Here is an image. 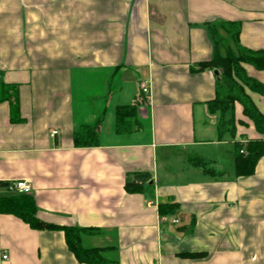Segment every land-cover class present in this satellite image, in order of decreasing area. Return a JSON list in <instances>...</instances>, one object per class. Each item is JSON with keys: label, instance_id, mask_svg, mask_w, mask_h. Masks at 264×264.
Returning a JSON list of instances; mask_svg holds the SVG:
<instances>
[{"label": "crops", "instance_id": "0c3cea01", "mask_svg": "<svg viewBox=\"0 0 264 264\" xmlns=\"http://www.w3.org/2000/svg\"><path fill=\"white\" fill-rule=\"evenodd\" d=\"M221 23L264 52V0H0V85L15 87L19 108L15 121L0 102V182H28L38 220L95 230L82 247L109 249L117 264H264V157L234 176L235 140L208 112L215 71L199 67L214 56L208 25ZM248 95L264 114V98ZM124 106L137 123L119 135ZM234 111L235 139H258ZM97 122L98 146L75 148V131ZM141 173L144 192L127 193L126 177ZM164 204L176 210L159 214ZM0 264L79 263L61 231L0 214Z\"/></svg>", "mask_w": 264, "mask_h": 264}, {"label": "trees", "instance_id": "16d2710c", "mask_svg": "<svg viewBox=\"0 0 264 264\" xmlns=\"http://www.w3.org/2000/svg\"><path fill=\"white\" fill-rule=\"evenodd\" d=\"M222 29L228 39L232 41L234 52L230 49L227 41L218 34ZM208 32L213 41L215 50L214 56L206 63L200 64V69H212L218 72L214 99L208 104L210 114L219 115L218 134L222 136L226 132L234 141V176L236 178L249 177L254 174L257 161L264 157V114L257 109L252 102L250 94H256L264 98V84L251 78L244 66L253 68L256 71H264V52L248 50L241 45L238 38L240 24L221 23L218 26L209 24ZM224 52L222 55L219 49ZM15 87L0 85V102H10L11 119L18 121L19 108L17 106V91ZM241 107L245 119L253 125L258 139L242 142L236 140V125L234 105ZM136 106H124L115 109V130L119 135L132 132L133 126L137 123ZM99 123L95 125H82L72 137V145L77 149L96 148L99 138ZM193 165L200 167L207 175H213V171L207 169L208 163L202 159H195ZM151 181L147 173L128 175L124 187L127 193L142 194ZM12 183L0 182V189L5 195L0 196V214L15 216L28 225L31 229L43 231H61L64 233L65 244L69 252L79 264H117L105 257L109 249L87 248L81 245V238L86 235H94L92 229H78L76 227H59L36 218V206L30 195H18L8 191ZM176 205H159V214H172ZM188 259H202L200 254H188L183 256Z\"/></svg>", "mask_w": 264, "mask_h": 264}, {"label": "built area", "instance_id": "2783aa9c", "mask_svg": "<svg viewBox=\"0 0 264 264\" xmlns=\"http://www.w3.org/2000/svg\"><path fill=\"white\" fill-rule=\"evenodd\" d=\"M1 79V78H0ZM140 95L144 97L149 96V87L146 86V84L140 85ZM57 133L55 131L52 132V137L55 136ZM8 191L11 193H16L18 195H32V189L31 186L28 182L25 181H14L12 182V185L9 186ZM3 260H7V256L3 255L2 256Z\"/></svg>", "mask_w": 264, "mask_h": 264}, {"label": "rangeland", "instance_id": "374dc122", "mask_svg": "<svg viewBox=\"0 0 264 264\" xmlns=\"http://www.w3.org/2000/svg\"><path fill=\"white\" fill-rule=\"evenodd\" d=\"M219 31H218V34H219V36L221 37V38H225V40L227 41V44L229 45V47H230V49H232V44H231V41L229 40V39H227V37H225V33H224V31L221 29H218ZM232 45V46H231ZM224 52L222 51L221 52V54H223ZM236 105V104H235ZM235 105H234V107H235Z\"/></svg>", "mask_w": 264, "mask_h": 264}, {"label": "water", "instance_id": "95a60500", "mask_svg": "<svg viewBox=\"0 0 264 264\" xmlns=\"http://www.w3.org/2000/svg\"><path fill=\"white\" fill-rule=\"evenodd\" d=\"M214 75H215V76H218V72H217V71H215V72H214Z\"/></svg>", "mask_w": 264, "mask_h": 264}]
</instances>
